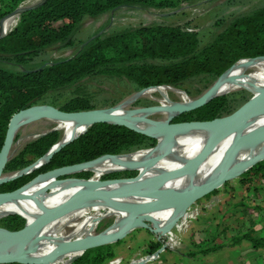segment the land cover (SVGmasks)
<instances>
[{"label": "trees", "instance_id": "obj_1", "mask_svg": "<svg viewBox=\"0 0 264 264\" xmlns=\"http://www.w3.org/2000/svg\"><path fill=\"white\" fill-rule=\"evenodd\" d=\"M25 1L0 0V21ZM184 1L197 0H48L37 9L21 13L17 25L0 39V150L11 117L24 108L48 104L64 112L103 109L104 105L98 97L87 90L93 81L100 78L127 79L136 91L167 85L183 89L186 94L197 99L238 61L264 57L263 4L240 15L216 21L217 30L206 43H202L199 34L188 31L184 26L141 25L100 33L62 61L45 62L37 68L26 66L47 50L75 45L73 32L86 17H101L119 7L111 14L113 18L123 8L174 10L181 8L180 4ZM250 98L251 93L245 90L217 96L202 107L175 117L174 122L208 121L228 116ZM118 103L115 102L111 107ZM262 115L264 113L251 118ZM18 137L19 132L15 141ZM61 137V132L55 130L45 136L25 139L8 160L5 173L18 172L43 157ZM156 144V139L139 134L127 126L94 124L57 152L41 169L6 182L0 187V192L16 190L47 170L85 163L107 154L127 155ZM142 169L139 167L138 173ZM128 171L107 173L105 178L131 177L125 175ZM76 177L87 179L90 175L87 171L76 174ZM237 181L247 187L264 182V160L241 174ZM229 184H224V187ZM172 185L177 184L167 182L162 188ZM213 193L216 190L210 195ZM210 195L206 198H210ZM136 200L142 201L139 197ZM44 213L43 209L12 213L6 219L5 228L20 230ZM170 215L168 209L155 213L154 217L164 225V220ZM36 234L58 237L63 234V230L52 222ZM244 238L255 248L264 249V238L249 234L235 242L239 243ZM115 243L120 246V241ZM111 244L85 251L72 264H106L111 258L119 256ZM160 246L161 243L153 238L143 253L154 252ZM221 247L224 246L213 244L211 248L200 249V252L205 254ZM29 253L41 256L32 250ZM8 264L34 263L14 261Z\"/></svg>", "mask_w": 264, "mask_h": 264}, {"label": "water", "instance_id": "obj_2", "mask_svg": "<svg viewBox=\"0 0 264 264\" xmlns=\"http://www.w3.org/2000/svg\"><path fill=\"white\" fill-rule=\"evenodd\" d=\"M46 1L48 0H39L31 4H21V6L16 8L11 13L4 15L0 21V39H2V37L9 31H11H7L5 28L8 20L12 18L19 19L21 13L37 9L41 7V5ZM118 9H120V7L112 10L111 13H114ZM93 38L94 37L84 42L83 46ZM263 58L264 57L247 58V60L256 61ZM240 61L229 68L225 72V74L221 78H219L209 89H207V91L201 97L197 99H190L189 95H186L185 92H183L187 96V101L180 102L179 107L173 108L172 117L167 118L165 121L155 120L154 117L150 115H147V117L137 115L139 113H151L153 111L161 110L158 105L127 108L133 103V101L137 100L148 89H151L153 87L146 88L145 90H140L136 94L132 95V97L123 104L115 105L105 109L64 112L59 108H56L55 106L44 104L27 107L24 108V110L15 113L10 119L11 121L4 138V144L0 150V187L6 182L41 169L48 162H50V159L57 152L64 148L68 143L74 141L75 139H77V137L84 134L86 130L94 124L109 123L124 127L127 126L139 134L156 139L158 142L154 147L144 149L146 151L149 150V152L145 156V159L139 162L128 161L127 163H122L120 161V157L127 156L131 153H127V155H102L97 157L96 159L86 161L85 163L66 165L65 167L47 170L46 172L39 173L31 180H29L26 185L16 190L0 192V203H2L18 198L20 192H22L24 189L51 177L58 179L62 183H84L83 189L73 195L70 199H68L66 203L47 209V211L42 216L36 218L32 223L25 224L24 228L20 230L0 228V235L3 234L0 239V264H8L9 262L14 261L23 263L30 262L34 264H50L49 262L54 263V261H56L59 257H63L69 254L70 251L79 250L80 253L69 260V264H72L85 251L91 248L103 247L111 243L121 241L131 231L138 228L146 229L155 234L157 233V236L160 237L161 235L171 230V228L181 218L182 214L191 205L195 204L200 199L206 198L208 195H210L211 192L224 186V184L230 182V180L240 177L241 174L248 171L256 163L263 161L264 155L254 158L244 164H233L235 154L241 147L249 146V144H257L264 141V127H261L250 132L248 135L235 139L227 152L224 154L225 156L221 160L218 169L210 175L211 177L207 182L201 183L199 185H190L189 188L180 191L171 190L169 192H165L161 190L164 184L169 182V180L193 172L219 143L229 137L231 133L239 130L247 122V120H249L250 117L264 112V96L255 102L251 101V97L248 102L241 105L232 113H229L228 116L215 118L208 121L174 122L175 117L187 113L188 111L198 109L207 104V102H209L211 99L217 96H221L214 94L215 87H217V85L224 78L227 72L235 67ZM169 87L173 88L171 86ZM173 89L180 90L176 88ZM123 108L125 109V111L129 112L128 116L123 117L115 114L116 111H119ZM45 119L55 122L73 120L79 125L84 126V130L80 134L70 139H64L63 137H61V140L53 145L43 157L36 159L35 162L29 164L24 169L18 172L6 174L5 168L7 163L9 162L8 160L13 156L15 152V137L20 129L24 127V125H28ZM58 129L59 128L55 127L50 130H46L45 132L38 134L36 137L45 136V134ZM198 129L210 131V136L201 150L182 168L170 171L168 173L160 174L164 175L166 178L160 183L152 185L151 187L144 188L138 185L139 180L141 179L140 177H142L140 175L145 170H142V172L137 173V175L128 178H107L105 180H94L92 179V177H88L87 179L66 177L68 175L80 174L90 171L89 168L91 166H93L97 162L107 159H112L116 165H120L123 167V169L115 172L128 170L138 171L137 169L139 167L148 169L167 155L169 148L177 140L178 134L188 133ZM108 184L128 185H126L125 187H120L118 189L106 190V188L104 187ZM128 196H139L154 199L145 203H125L118 201L119 199H123L125 197L128 198ZM156 196H160L161 199H157ZM93 200H102L114 209L123 211L128 214L127 217L122 219V228L119 231L107 234L105 229L100 233L85 237L84 239L65 240L57 250L48 254L44 258H31L25 256V249L27 247V244L39 230L45 228L48 224L54 222L55 220L67 215V213L82 208L83 206L88 204V202ZM170 207L174 208L173 213L170 216V220L166 224L162 225L161 222L154 217V214L167 211ZM112 215L115 216V221L110 224L109 227L116 222L117 215L115 213H108L105 215V217L101 218L105 219ZM109 227H107V229ZM15 246H17V249L15 251H8L11 247Z\"/></svg>", "mask_w": 264, "mask_h": 264}, {"label": "bare ground", "instance_id": "obj_3", "mask_svg": "<svg viewBox=\"0 0 264 264\" xmlns=\"http://www.w3.org/2000/svg\"><path fill=\"white\" fill-rule=\"evenodd\" d=\"M17 21V18H12L8 20L5 25L6 30H12L17 25ZM263 59H259L256 61H240L235 67H233L227 72V74L220 81L217 87H215L214 94L222 95L228 93L231 90L240 88L241 83L239 81L248 70H254V78L256 79L253 81H256L257 79H264ZM167 87L168 86L156 89H149H159L158 92L164 96V100L162 102L163 107H160L161 110L153 111L151 113H139L137 115L147 117V115L161 114L166 118L172 117V109L179 107L180 103H174L170 99H167V90L169 89H167ZM181 95L183 96V102L187 101V96L184 94ZM121 112L124 115L129 114L127 113V111H125L124 108L120 109L119 111H116L115 114L119 115ZM57 124L60 126V128L64 129L65 131L64 139L73 138L84 130V126L79 125L73 120L58 121ZM261 127H264V115L254 118L250 117L249 120H247V122L239 130L231 133L229 137L219 143L207 155L206 158L208 159L209 164L206 163L205 165L201 166V168H198V166V169L196 168L198 171H195V169L193 172L187 175H183L169 180V182H174L177 185H172L168 188H161V190L165 192H169L171 190L180 191L189 188L190 185H199L201 183L207 182L211 177L210 175L218 169L221 160L225 156L224 154L227 152V150L235 141V139L248 135L250 132ZM200 130L201 129L194 130L186 134H178L177 140L174 144L171 145L167 155L163 159H161L155 165L149 167L148 169H142L145 171L141 173L140 176L142 177H140L141 179L139 180L138 185L144 188L151 187L152 185L160 183L166 178L164 175L160 174L178 170L185 166L189 162V160L195 157V155L201 150V148L210 136V132ZM148 152L149 150L133 152L131 154H128L127 156L120 157V161L122 163H127L128 161L139 162L145 159V156L148 154ZM262 155H264V141L257 144H249V146H243L238 150V152L235 154L233 164H244ZM102 167H104L105 169H103ZM121 169H123V167L120 165H116L112 159L102 160L89 168V170H94V178L97 177L100 173L103 176L107 173H112ZM94 178L92 177V179ZM59 182L60 181L56 178H47L42 182L33 184L32 186H29L28 188L24 189L22 192H20L18 198L0 203V219L7 217L8 215H11L15 212L23 213L26 212L28 209L37 210L34 208L43 209L46 212L47 209L66 203L68 199L78 193L67 190L66 192L64 191L61 193L49 194V191L52 189L64 190L71 187L72 185H75L69 182L63 183L64 185H60ZM79 184L82 185V188L80 190L78 189V191H81L84 187V183L82 182ZM128 184H108L104 188H106V190L118 189L120 187H125ZM138 197L139 196H128V198L125 197L123 199H119L118 201L125 203H145L154 199L139 197L142 199V201H139L136 200ZM156 198L161 199L160 196H156ZM169 209L172 214L174 208L170 207ZM108 213H115L119 217L117 218L116 222L109 228V233H115L119 231L122 228V219L127 217L128 214L123 211H118L114 209L102 200H93L88 202V204H86L82 208L67 213V215L54 221L55 226L58 225L63 229L74 222V226L72 230L68 232V234L65 231L61 236L58 237H46L43 235L35 234L27 244L25 254L27 255V257L31 258H44L48 254L57 250L62 245V243H64L65 240L84 239L85 237L93 236L95 235L94 230H96L98 226L99 219L105 217V215ZM2 236L3 234L0 235V239ZM16 249L17 246L11 247L8 251L13 252ZM30 250L34 251L35 253L41 256L30 254ZM79 253V250H73L70 251L69 254L63 257H59L54 263H49L69 264V260Z\"/></svg>", "mask_w": 264, "mask_h": 264}, {"label": "rangeland", "instance_id": "obj_4", "mask_svg": "<svg viewBox=\"0 0 264 264\" xmlns=\"http://www.w3.org/2000/svg\"><path fill=\"white\" fill-rule=\"evenodd\" d=\"M39 0H27L23 4H31L35 3ZM229 0H200V1H192V2H181L179 9H164V10H156V9H137V8H123L119 12L116 13V16L113 18L110 14H103L101 17L90 18L86 17L83 20V23L73 32V36L76 39V43L73 46H67L60 49H50L46 52H43L39 57H37L33 62L27 64L28 68H37L43 65L45 62L50 61H62L63 59L69 58L70 56L74 55L75 52L83 46V41L86 42L87 39L95 37L98 34L103 33H111L114 31H121L126 28H135L141 25H150V24H168V25H178L184 26L191 31L196 32L199 34L202 43H206L212 35L213 32L216 31V21L221 18L230 17L232 15H240L245 13L248 10H251L257 6L263 5L264 0H231L234 1L232 3H228ZM18 20V19H17ZM18 22V21H17ZM254 70H248L246 74L240 79V88L231 90V92H238L241 90H245L246 92L251 93V101L255 102L259 100L261 97L264 96V79H257L254 78ZM245 77V78H244ZM252 77V78H251ZM195 84V83H194ZM247 85V86H246ZM169 88V89H168ZM167 99H170L174 103L183 102L185 92L183 89L174 90L173 88L167 87ZM88 92L94 94L100 102L104 105V108L111 107L112 104L115 102H119L117 105L125 103L129 100L132 95L136 94L139 91L135 90V87L131 85L130 81L127 79H120V78H112V77H105L100 78L97 81H93L92 85L87 88ZM159 90V89H158ZM158 90H149L142 94L137 100L133 101V103L128 106L127 108L132 107H146V106H155L158 105L159 107H163V100L164 96L158 92ZM152 91V92H151ZM226 93V94H228ZM186 94V92H185ZM184 94V95H185ZM188 95V94H186ZM190 99H193L189 95ZM124 112V111H123ZM127 113H129L127 111ZM120 116L126 117L129 114H119ZM155 120L158 121H165L167 118L161 114H152ZM59 128L57 131L61 132V136L64 138V129L60 128V126L55 121L51 120H41L38 122H34L28 125H24L19 131L20 137H18L16 144L14 146V150H18L19 147L23 144L25 139L27 138H34L41 131L50 130L52 128ZM64 131V132H63ZM206 132H210L209 130ZM158 142V141H157ZM208 163V159L205 160L199 165L198 168ZM209 164V163H208ZM105 169L104 167H102ZM197 168V169H198ZM195 171H198V170ZM102 170V169H101ZM90 177L95 176L94 170L88 171ZM125 174L128 175H137L138 171H128ZM107 175V174H106ZM106 175L103 177L101 173L95 177L94 179L105 180L107 178ZM101 176V177H100ZM66 177H76V174L68 175ZM64 177V178H66ZM100 177V178H99ZM80 178V177H76ZM230 181H237V178H234ZM81 184H75L71 187L62 190L52 189L49 191V194L61 193L70 190L72 192H79L78 189L81 188ZM231 184L228 187H220L216 190V193L210 195V198H203L197 201V205L202 209L200 210L201 216L200 219L197 220L188 233L183 237L186 240V237H202L199 234L201 225L207 224L209 221V217L211 216V212H216L219 208L226 203V193H230ZM211 200H215L216 206L209 211H206V206H210L208 204ZM38 209V208H36ZM8 217V216H7ZM0 220V228L6 227V219ZM117 218H119L117 216ZM116 218V219H117ZM167 217L164 222L167 223L169 220ZM115 221V216H110L105 219H100L98 221V226L96 230H94V234L100 233L101 231L105 230L106 233H109V225ZM199 222L198 226L196 223ZM55 224V222H54ZM74 226V222L69 224L66 228H61L57 225V227L61 228L63 232L65 231L67 234L70 230H72ZM194 226V227H193ZM107 227H109L107 229ZM68 228V229H67ZM6 229V228H5ZM136 230V229H135ZM134 231V230H133ZM131 231L122 241H120V246H117L116 243H112L114 245V250L125 258L129 255L130 246H133V249L136 251L138 249L146 248V246L150 243L146 241V237H150V231L146 229L139 228L135 232ZM93 232V231H92ZM133 232V233H132ZM140 234V236H139ZM157 233H154V237H157ZM142 236V237H141ZM184 243V242H183ZM178 248H175L177 250ZM174 251V250H173ZM143 252V251H142ZM169 252V251H168ZM140 253V252H139ZM127 260V259H126ZM60 264V263H57ZM128 264V263H124Z\"/></svg>", "mask_w": 264, "mask_h": 264}, {"label": "crops", "instance_id": "obj_5", "mask_svg": "<svg viewBox=\"0 0 264 264\" xmlns=\"http://www.w3.org/2000/svg\"><path fill=\"white\" fill-rule=\"evenodd\" d=\"M230 184V193L225 194L226 203L219 210L210 213L216 206L215 200H211L213 205L205 207L211 216L207 224L201 225L197 234L202 237H186L177 250L166 251L157 260L142 264H264V249L255 248L245 238L239 243L235 242L245 234L264 238V182H256L249 187L238 181H230ZM196 224L200 226L199 222ZM149 233L150 237H146V241L154 237L153 232ZM213 244L224 247L205 254L200 252V249L211 248ZM144 249L135 251L131 245L127 258L119 256L124 258V263L129 264L130 257L143 253ZM193 251L195 254H191Z\"/></svg>", "mask_w": 264, "mask_h": 264}, {"label": "built area", "instance_id": "obj_6", "mask_svg": "<svg viewBox=\"0 0 264 264\" xmlns=\"http://www.w3.org/2000/svg\"><path fill=\"white\" fill-rule=\"evenodd\" d=\"M191 31V29H188ZM159 88V87H158ZM151 89H154L151 88ZM156 89V88H155ZM212 203V204H211ZM195 203L191 205L181 216L178 222L171 228V230L160 237H155L157 241L161 243L159 249L154 252H150L148 254L145 253H138L129 259V264H142L147 263L150 261L157 260L160 255L166 251L175 250V248H179L184 240V236L188 233L192 225L200 219L202 210L198 205ZM210 206L213 205V202H209ZM206 206V207H210ZM184 228V230H183ZM125 262L122 256H117L111 258L106 264H123Z\"/></svg>", "mask_w": 264, "mask_h": 264}]
</instances>
